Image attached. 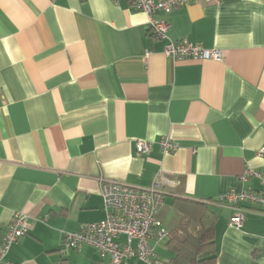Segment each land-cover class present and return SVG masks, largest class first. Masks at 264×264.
Wrapping results in <instances>:
<instances>
[{
	"label": "crops",
	"instance_id": "0c3cea01",
	"mask_svg": "<svg viewBox=\"0 0 264 264\" xmlns=\"http://www.w3.org/2000/svg\"><path fill=\"white\" fill-rule=\"evenodd\" d=\"M164 18L170 40L223 59L167 56L128 0H0V245L16 214L30 224L2 264H107L66 235L106 219L105 183L161 179L173 182L161 186L163 221L177 199L218 215L214 264H264L263 206L237 228L229 200L264 191L243 179L264 177V0H197Z\"/></svg>",
	"mask_w": 264,
	"mask_h": 264
},
{
	"label": "built area",
	"instance_id": "2783aa9c",
	"mask_svg": "<svg viewBox=\"0 0 264 264\" xmlns=\"http://www.w3.org/2000/svg\"><path fill=\"white\" fill-rule=\"evenodd\" d=\"M119 5L121 0H110ZM132 7L147 15L152 35L155 40H167L165 54L175 60H215L221 61L223 52L205 49L202 45L188 41H172L168 37L170 28L166 16L197 0H128ZM220 2L221 0H213ZM163 15V18H160ZM163 153L176 149L175 142L164 137L159 142ZM151 150V143L140 140L136 144L139 155H146ZM259 178L264 184L261 173L248 170L243 179ZM161 179V177H160ZM173 182L161 179L149 189L130 187L113 181L103 185V197L107 211L106 219L101 222L84 223L80 229L66 235L69 248L81 250L84 245L97 249L101 257L107 258V264H132L139 261L144 264H164L159 259L157 247L168 239L169 231L158 218L165 205V193L161 186ZM229 200L235 205L231 226L240 228L247 212L256 205L264 208V191H243L231 195ZM246 203L248 207H237ZM30 224L28 216L16 214L12 223L5 229L0 245V264L4 262L11 247L28 234ZM125 237V242L120 240Z\"/></svg>",
	"mask_w": 264,
	"mask_h": 264
},
{
	"label": "trees",
	"instance_id": "16d2710c",
	"mask_svg": "<svg viewBox=\"0 0 264 264\" xmlns=\"http://www.w3.org/2000/svg\"><path fill=\"white\" fill-rule=\"evenodd\" d=\"M175 215L163 221L169 231L167 246L174 256L164 264H214L217 249L214 225L218 215L208 204L177 199ZM165 215V214H163Z\"/></svg>",
	"mask_w": 264,
	"mask_h": 264
},
{
	"label": "rangeland",
	"instance_id": "374dc122",
	"mask_svg": "<svg viewBox=\"0 0 264 264\" xmlns=\"http://www.w3.org/2000/svg\"><path fill=\"white\" fill-rule=\"evenodd\" d=\"M167 206L170 207V203H168ZM168 209H169V211H171L170 208H168ZM172 216H173V213L171 212L170 217H172ZM157 254H158L159 259L161 261H166L167 259H169L173 256L171 251H169L168 249L165 248L164 243L158 246Z\"/></svg>",
	"mask_w": 264,
	"mask_h": 264
}]
</instances>
